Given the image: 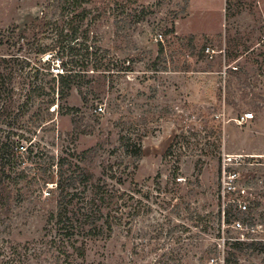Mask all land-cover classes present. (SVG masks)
Listing matches in <instances>:
<instances>
[{"label":"rangeland","instance_id":"374dc122","mask_svg":"<svg viewBox=\"0 0 264 264\" xmlns=\"http://www.w3.org/2000/svg\"><path fill=\"white\" fill-rule=\"evenodd\" d=\"M45 4L0 0V50L36 37L40 79L63 55L47 33L26 30ZM91 6L112 70L90 68L67 97L45 109L38 97L14 125L0 123L26 137L0 213V264H264V0ZM64 54L63 76L82 68L77 51ZM58 172L76 176L75 210L86 196L101 205L85 233L65 235L54 217Z\"/></svg>","mask_w":264,"mask_h":264},{"label":"trees","instance_id":"16d2710c","mask_svg":"<svg viewBox=\"0 0 264 264\" xmlns=\"http://www.w3.org/2000/svg\"><path fill=\"white\" fill-rule=\"evenodd\" d=\"M93 2L94 0H46L44 9L41 10L42 16L37 17L32 24L28 25V28L26 26V30L29 27L31 28V25L36 28L33 30L35 36H37V30L51 36L52 44L56 45L63 55H65L64 51L69 48L70 52L71 50L78 52L76 60L72 61L77 64L81 61L82 68L80 70L66 68L67 75L60 74L61 84L57 87L49 86L45 78L46 76H53V79L56 80V75L50 69L46 73H41L45 76L39 78V66L33 64L29 56L33 49H36L39 54L46 52L44 46H41L42 44L36 43V37L31 41V37L24 34L18 36L15 40H7V44H9L7 52L0 50V123H5L9 127L14 125L18 116L31 109L38 97H41L39 104L42 109L48 108L49 105H53L56 101L67 97L68 94H65V89L69 88L76 78L89 74L90 68L92 70L102 69L105 76L108 74L107 71L112 70V63L109 60L107 61L106 53L98 45V34L92 28L95 23H92L93 19L99 17L98 15L92 16L94 7L91 5ZM89 18L92 22H87ZM3 41L0 40V46L6 43ZM63 55L57 61L65 66ZM79 55L80 57H78ZM50 57H52V53L47 59L49 60ZM41 58L42 56L39 55L37 59L41 60ZM63 70L65 71V69ZM16 109L18 112H15ZM16 136L17 138H15ZM24 138H26L24 134L11 129L0 133V213L5 208L7 209L12 201V175L18 168V160L22 156L20 144ZM33 145L34 143H31L26 150L30 152L31 156H36L37 152ZM82 173L83 179L81 181L84 183L92 181V175L89 172L83 170ZM75 179L76 176L71 175L68 177L58 172L56 187L59 190L60 198L58 200V211L54 217L61 224L62 233L65 235H74L77 231L85 233L86 225L94 219V214L88 210L95 205L97 210L101 211V205L94 203L89 205L91 204L90 196L84 197L83 205L75 210V204H73L75 193L70 191V187L72 189L77 187L74 186ZM96 188L99 189L98 186L94 187V189ZM83 192L87 193L88 190ZM97 192L100 193L101 191H94V193ZM102 193L101 197L105 199V194ZM96 199L92 197V200ZM91 223L95 224L91 231L99 227L96 223ZM104 224H106V221H104ZM107 227L112 228L110 222L107 223ZM223 238L225 242L226 238ZM79 254L84 255L83 249Z\"/></svg>","mask_w":264,"mask_h":264},{"label":"built area","instance_id":"2783aa9c","mask_svg":"<svg viewBox=\"0 0 264 264\" xmlns=\"http://www.w3.org/2000/svg\"><path fill=\"white\" fill-rule=\"evenodd\" d=\"M207 51L209 52V51H210V48H208ZM58 65H59V66H58L56 69H53V71H55V72H54V75H56V76H58V75L64 73V70H63V68L61 67V65H60V64H58ZM103 110H104V108H103L102 105L98 106V108L96 109L97 112H99V111L101 112V111H103ZM223 172L225 173L226 170L224 169ZM240 207H244L245 210L248 208L246 204H244V205L240 204ZM236 225H237L238 227H241V223H240L239 221L236 222Z\"/></svg>","mask_w":264,"mask_h":264}]
</instances>
